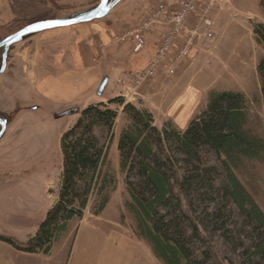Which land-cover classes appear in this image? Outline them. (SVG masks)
Segmentation results:
<instances>
[{
  "label": "trees",
  "instance_id": "obj_1",
  "mask_svg": "<svg viewBox=\"0 0 264 264\" xmlns=\"http://www.w3.org/2000/svg\"><path fill=\"white\" fill-rule=\"evenodd\" d=\"M254 34L264 44L263 24L255 26ZM256 71L264 100V59ZM209 97L205 111L183 131L173 123L159 129L150 112L126 104L123 97L78 112L77 124L61 140L63 172L56 203L29 241L0 234V242L46 256L71 221L83 220L93 201L94 216L105 211L114 181L105 174L118 118L112 107L123 106L129 124L117 150L130 197L125 207L135 219L134 236L155 260L235 264L211 241L210 234L217 233L235 250L237 264H264V211L236 173L245 161L264 163V138L250 129L244 93L213 92Z\"/></svg>",
  "mask_w": 264,
  "mask_h": 264
},
{
  "label": "rangeland",
  "instance_id": "obj_2",
  "mask_svg": "<svg viewBox=\"0 0 264 264\" xmlns=\"http://www.w3.org/2000/svg\"><path fill=\"white\" fill-rule=\"evenodd\" d=\"M100 1L0 0V42L16 31L18 27L28 26L38 21L73 17L96 7ZM129 1H122V4L120 2V5L118 4L119 6L117 5L106 19L97 21L95 24L102 27L115 24V20L122 16L124 7ZM177 1L154 2L146 16L134 20L129 25L119 26L116 34L117 44L127 47L128 50L126 51L130 56L132 54L139 55L132 51L130 43L120 41L121 36L137 27L151 12L160 10L161 6H165L167 12L176 10L178 8ZM243 2L244 4H242ZM229 3H231V6H229ZM229 3L227 0H221L213 10L214 40L198 41L194 47V59L201 64V68L209 62V65L200 71L201 76H205L208 73L207 71L212 69L209 57L216 53L219 43L226 42L231 36L235 35L234 33L239 34L240 31L242 32L243 38H239V42L235 40L234 45L233 38H231V58L229 54L222 57L220 53L218 59H215L218 62L224 61V63H221L220 70L217 69L219 73L218 81L221 84L220 89L245 94L249 100L247 108L251 116L250 129L264 138V100L263 95H261L259 74L256 71L259 61L264 59V44L259 43L257 36L253 34L255 26L264 25V0H260L254 9H247L251 5L246 0H242V3L237 0H229ZM137 8L139 10L140 5ZM229 8L230 12L228 11ZM138 10L135 9L131 13L138 17ZM222 14H226V16H222ZM190 24L193 27L194 21ZM92 27V24H85L79 27L74 26L72 29L49 30L26 38L10 50L7 63L8 65L10 62V67L7 76L13 83L8 82L6 84L5 77L0 78V118L7 123L6 134L0 141V234L23 241L24 236L34 232L37 225H41L46 219L48 212L56 203L60 189V177L63 172L62 137L71 127L77 124L80 118V113H70L72 110L78 111V109L60 111L59 101L61 103L67 102L71 100V96L60 93L56 94L57 97L52 93L51 95H43L34 88H21L18 84H15L14 60L33 42H40L42 50L36 58L39 61L41 73L38 77L43 82H47L49 79L52 80L54 76L57 77L53 71L56 70V67L53 69L52 66H57L60 59L54 60L55 56L51 54L48 39L41 38H82L80 34L92 33L90 30ZM159 29L162 33L157 37L160 39L155 44L156 48L154 50L156 52H158L157 49L161 43V36L166 33L167 27L162 25ZM65 47L68 48L67 45ZM96 48L99 51L103 50L101 43ZM61 49L64 48L60 47L58 51ZM62 54L67 55V52ZM64 61L66 62L65 59L62 62ZM55 63L56 65H54ZM178 66L185 68L189 66V63L183 62ZM178 66L175 67L174 76L168 77L165 74H159L155 79L144 83L136 91H125L130 87L127 83H130L133 74L125 76L123 79L126 86L124 87L125 90L121 91L120 97L125 95L127 97L123 100L126 104H132L139 109L150 112L154 117L153 124L159 129H162L165 123L172 124L171 121H168V114L165 111L167 110L166 106L171 102H167V94H164L162 86L177 81V78L181 75ZM107 89L106 94H109L110 89ZM78 103L82 105L84 102ZM112 108L118 111V118L114 125V137H112L110 150H108V164L105 169V174L111 176L114 180L113 186L109 189L110 201L105 211L96 217L91 213L94 202L92 200L93 202L86 211L83 220L86 219L97 225H104L109 229V233H114L117 240L124 239L138 246L140 261L145 262V259H147L149 264H161L158 260H155L148 246L134 236L136 234L134 231L136 224L133 215L125 207V203L130 200V197L125 187V175H123L124 173L120 167V157L117 150L121 132L128 126L129 122L128 117L123 113V106H113ZM236 173L241 180L240 182L243 183L258 206L264 211V163L245 161L242 168ZM204 207V205H201L198 208L199 212H203ZM238 221L241 222L239 219ZM210 239L218 246L224 257L237 264L238 257H236L235 250L232 246L226 245L220 234L212 233Z\"/></svg>",
  "mask_w": 264,
  "mask_h": 264
},
{
  "label": "crops",
  "instance_id": "obj_3",
  "mask_svg": "<svg viewBox=\"0 0 264 264\" xmlns=\"http://www.w3.org/2000/svg\"><path fill=\"white\" fill-rule=\"evenodd\" d=\"M122 1H120V4H122ZM159 1L164 0H130L124 7L122 16L115 20V24L102 27L96 25V22L88 23L93 25L90 29L92 33L80 34L82 38H41L48 39L51 54L55 56L54 60L60 59L57 66H52L53 69L56 67V70L53 71L57 77L54 76L52 80L49 79L47 82L39 80L38 77L41 73L39 61L36 58L41 54V43L33 42L14 60L13 72L16 75V82L14 83L21 88H34L43 95H51L52 93L56 96V94L60 93L65 96H71V100L67 102L61 103L59 101L60 111L78 109V111H72L81 112L90 105L97 103L107 104L110 100L120 97L121 91L125 90L124 87L126 86L125 81L123 83L124 77L135 75L141 70H146L149 66V62L152 61L156 52L154 50L156 48L155 44L160 39L157 37L162 32L159 28H154L152 30L153 33L151 32L152 34L149 33L145 37L147 41L145 50L139 55L132 54L130 56L128 51H126L128 50L127 47L117 44V30L119 26L129 25L134 20H139V18L146 16L150 12L153 3ZM237 1L242 3V0ZM246 1L251 5L247 9L256 8L260 2V0ZM227 2L229 3V0ZM139 5L140 8L138 10L137 7ZM229 6H231V3H229ZM135 9L138 10V17L131 13ZM228 11L230 12V8ZM222 16H226V14H222ZM82 25L85 24L76 26ZM241 33V31L239 34L234 33L235 35L231 36L226 42L219 43L216 53L209 57L212 69L216 68V70L213 71L211 69L202 77L200 71L209 65V62L205 63V66L201 68V64L194 59V48L190 58L185 61L189 63V66L185 68L178 66L181 75L177 78V81L162 86L164 94H167V102H171V104L166 106L167 110H165L168 114V121H171L179 130H185L192 120L205 111L209 104L211 93L215 91L220 93L231 91L220 89L221 84L218 81L219 73L217 69L220 70L222 67L221 63H224V61L218 62L215 59H218L220 53L222 57L229 54L231 58V38H233L232 42L234 45L235 40L239 42L238 39L243 38L244 35H241ZM99 42L103 47V50L100 51L96 48L100 44ZM65 45H67V49ZM60 47L64 48L61 49L62 52L61 50L58 51ZM66 52L67 55L62 54ZM64 59L66 62H62ZM9 67L10 62L7 65L5 74L0 76V78L5 77L6 84L8 82L10 84L13 83L7 76ZM169 67L167 65L164 70L167 71ZM106 78L109 79V83L100 96L98 88H100ZM107 88L110 89L109 94H106ZM78 102L84 103L81 105ZM39 226L37 225L35 231L28 233L22 239L23 241L20 242L26 243L34 237L38 232ZM108 230L106 226L97 225L86 219L71 221L67 225L65 233L59 238L60 240L53 246L51 253L46 256L20 252L13 246L0 242V264H149L147 259H145V262L140 261L138 246L124 239L117 240L114 237V233H109Z\"/></svg>",
  "mask_w": 264,
  "mask_h": 264
},
{
  "label": "built area",
  "instance_id": "obj_4",
  "mask_svg": "<svg viewBox=\"0 0 264 264\" xmlns=\"http://www.w3.org/2000/svg\"><path fill=\"white\" fill-rule=\"evenodd\" d=\"M221 0H178L176 10L167 12L165 6L151 14L137 27L121 36L120 41L128 42L132 51L140 54L147 45L146 36L154 28L166 25L167 31L161 36L158 52L146 70L130 78L129 90L136 91L144 83L155 79L159 74L172 77L175 67L190 58L192 48L198 41L214 40L213 13ZM194 26L191 27V22ZM170 67L165 71V67ZM132 86V87H131ZM123 98L127 97L122 95Z\"/></svg>",
  "mask_w": 264,
  "mask_h": 264
},
{
  "label": "water",
  "instance_id": "obj_5",
  "mask_svg": "<svg viewBox=\"0 0 264 264\" xmlns=\"http://www.w3.org/2000/svg\"><path fill=\"white\" fill-rule=\"evenodd\" d=\"M110 0H101L99 4L82 13L74 15L69 18L55 19V20H44L32 23L15 34L7 37L3 41L0 42V51L2 52V61L0 66V76L5 74L7 69V63L9 58L10 50L13 46L23 42L26 38L43 33L45 31H49L57 28H67L80 24H88L95 21H100L109 16L112 10L120 3L122 0H114L109 2ZM109 83V79L106 78L103 80L100 88H98V94L101 96L104 92V88L107 87ZM69 113V112H68ZM70 113H73L71 111ZM7 131V123L0 118V141L4 138Z\"/></svg>",
  "mask_w": 264,
  "mask_h": 264
},
{
  "label": "bare ground",
  "instance_id": "obj_6",
  "mask_svg": "<svg viewBox=\"0 0 264 264\" xmlns=\"http://www.w3.org/2000/svg\"><path fill=\"white\" fill-rule=\"evenodd\" d=\"M95 22H97V21H95ZM93 23V22H92ZM78 27V26H77ZM72 28H74V27H70V28H63L64 30H66V29H72ZM58 29V28H57ZM52 30H55V29H52ZM62 30V29H61ZM46 32V31H45Z\"/></svg>",
  "mask_w": 264,
  "mask_h": 264
},
{
  "label": "flooded vegetation",
  "instance_id": "obj_7",
  "mask_svg": "<svg viewBox=\"0 0 264 264\" xmlns=\"http://www.w3.org/2000/svg\"><path fill=\"white\" fill-rule=\"evenodd\" d=\"M111 1H114V0H110L109 2H111Z\"/></svg>",
  "mask_w": 264,
  "mask_h": 264
}]
</instances>
